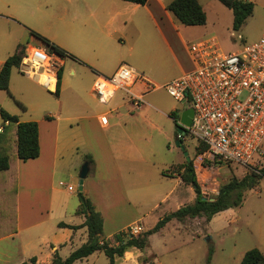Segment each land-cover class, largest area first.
I'll list each match as a JSON object with an SVG mask.
<instances>
[{
    "label": "crops",
    "instance_id": "crops-1",
    "mask_svg": "<svg viewBox=\"0 0 264 264\" xmlns=\"http://www.w3.org/2000/svg\"><path fill=\"white\" fill-rule=\"evenodd\" d=\"M12 1L0 0V20L16 22L8 12ZM171 1L148 0L144 4L153 24L147 35L138 33L136 37L130 38L128 44L122 39L119 42L121 44L112 42L115 48L113 51H108L102 45L107 43L106 38L96 37L90 45V51L99 53V57L91 55L90 52L83 54L67 44H56L74 55L62 59L58 95L54 91L60 99L57 110L54 113L44 110L37 113L36 117L20 118L22 121L38 122V157L22 160L17 156V126L9 121L5 122L1 117L3 124H0V129L4 131L8 128L12 142L9 150L10 168L0 172V264H19L34 256L37 264H52L55 251L66 258L86 243L87 227L73 229L59 226L60 222L81 225L85 216L77 213L80 201L78 195L73 193L75 188L68 185V194L62 196L59 186L56 185V182L64 184L60 177L67 164L72 162L73 167L81 165L88 161L86 155H91L93 162L88 161L90 171L84 180L83 191L102 213L103 236L111 244H115L113 237L116 233L135 225H140L142 232L147 231L166 214L179 209L180 207L171 210L168 206L178 194L189 193L191 189L190 199L194 200V187L185 184L179 172H171L174 167L177 170L180 165L187 164V157L182 155L180 158L177 154L175 160H168L160 152L161 141L168 145L174 139L178 141L172 127L174 124L178 127V124L170 113L176 112L179 117L181 110L190 105L173 104L167 108H157L152 104V99L147 98L152 91L164 88V84L168 82H160L156 71L158 68L167 67V55L173 52V43L181 36V27L175 23L173 17L175 14L171 11L174 14L171 15L167 9ZM199 1L205 9L203 2ZM118 5L131 8V5L116 3L112 10L116 18L125 14L118 10ZM99 6L102 4L97 7ZM86 8L91 16L96 15L97 9L94 11L90 4ZM154 8H160L168 19L157 16ZM205 26L206 24L192 27ZM32 31L35 30H30V33L39 42L36 45L46 47ZM191 42L193 41L186 47L188 57L179 62L181 75L195 66L189 51ZM19 45H24L25 51L33 47L31 44L19 42L16 50ZM4 62H0V67ZM122 64L131 66L138 78L129 89H117L109 101L103 102L95 92V81L100 75H112ZM14 69L24 78L44 85L40 80V73L32 75L24 73L21 68L13 67L12 71ZM83 78L88 79V84ZM143 78L153 83L154 88L147 90ZM129 91L137 95L145 92V102L139 107L133 105ZM22 110L25 112L27 108ZM151 110L164 116L171 125L168 128L159 125L158 129L157 122L149 114ZM101 117H105L106 123L101 122ZM156 129L162 132L160 139L155 135ZM195 144L197 145L196 141ZM174 150L169 148V153ZM163 171H168L173 176L164 175ZM70 177L77 179L74 175ZM197 178L201 185L198 173ZM164 180L173 184L166 191L159 186ZM70 186L73 188L70 189ZM178 205L180 204L177 203ZM152 214L156 216H152V225H148ZM178 222L181 221L175 218L167 222L158 232L150 235L149 245L144 250L132 247L123 256L116 258V264H177L178 258H170L173 249L159 253L154 250L152 243L154 236L162 235L167 229H181L177 228ZM193 234L196 238L200 237V233ZM261 250L264 253V249ZM204 252L202 250L200 260L204 258ZM103 254L107 257L103 251H96L74 264H96ZM149 256L154 257L151 263L142 261V258ZM189 262H192V258L180 264ZM210 264H213L212 260Z\"/></svg>",
    "mask_w": 264,
    "mask_h": 264
},
{
    "label": "rangeland",
    "instance_id": "rangeland-1",
    "mask_svg": "<svg viewBox=\"0 0 264 264\" xmlns=\"http://www.w3.org/2000/svg\"><path fill=\"white\" fill-rule=\"evenodd\" d=\"M201 1L208 16L205 27L184 25L170 11L171 15H174L175 23L181 27V36L173 43V52L167 55L165 60L167 67L158 68L156 71L160 82H167L181 75L179 62L188 57L187 44L190 41L199 40L203 35L214 36L219 47L225 52L239 49L243 44L260 37L264 27V0H252L254 2L253 14L247 19L242 29L237 31L232 27L233 12L230 8L219 0ZM116 3L131 5V8L118 5V10L125 14L116 18L112 13ZM89 4L94 11L97 9L95 16L89 14L86 8ZM98 4L102 6L97 7ZM8 12L16 22L0 20V62L5 61L14 53L19 42L40 46L36 45L39 42L31 35L30 30L39 32L55 44H67L83 54L90 52L91 55L99 57V53L90 51V45L94 43L96 37L106 38L107 43L102 45L108 51H113L115 48L112 42L116 45L121 44L119 42L122 39L128 44L130 38L136 37L138 33L147 35L153 27L144 5L129 4L123 0H13ZM154 12L157 16L168 19L160 8H154ZM174 32L176 34V31ZM83 80L88 84V79L83 78ZM147 98L152 99V104L157 108H167L173 104L186 106L189 103L188 100H176L163 87L152 91ZM17 101L21 102L27 111L24 112ZM59 103L60 99L54 90L48 89L45 85H39L33 79L24 78L17 69L12 71L9 91L0 89V107L11 114L18 115L19 118L36 117L37 113L44 110L54 113ZM149 114L157 122L158 129L159 125L162 128H168V125H171L169 120L154 110H151ZM0 124H3L1 115ZM172 127L175 136L178 133V127L175 124ZM158 129L155 130V135L160 139L162 132ZM1 132L3 131L0 130ZM182 140L184 148L177 146L175 139L170 145L161 141L160 152L167 156L168 160H175L177 154L180 158L182 155L187 157L185 154L187 151L199 174L203 195L210 199H215L220 186L231 178H242L247 173L264 167V155L256 158L249 166L235 162L212 165L206 158L201 157L204 152L202 145H196L195 140L188 136ZM169 148L175 149L174 152L169 153ZM83 164L73 167L70 162L62 170L60 178L64 184L56 182L62 196L68 194V185H72L75 188L73 193L78 195L80 191L79 173ZM171 172H176V167ZM71 175L76 176L77 179L73 180ZM167 181L164 180L159 185L164 191L173 186ZM191 193L192 190L189 189V193L178 194L170 201L169 208L175 210L190 203ZM196 197L197 193L194 191L192 198L195 200ZM177 203L180 205L177 206ZM152 216L156 214L151 215L150 221L147 222L148 225H152ZM177 228L181 229L173 231L167 229L162 235L154 236L152 246L156 252L163 253L173 249L170 258H178L177 264L189 258H192V262L188 264H205L210 248H212L213 264H241L247 250L254 247L264 249V178L260 180L256 188L245 192L242 205L216 214L211 222L206 216L187 218L178 222ZM193 233H200V237L196 238ZM202 250L205 251V255L200 260ZM166 255L169 259V253ZM153 258L149 256L146 262L151 263ZM96 264H108V258L103 254Z\"/></svg>",
    "mask_w": 264,
    "mask_h": 264
},
{
    "label": "built area",
    "instance_id": "built-area-1",
    "mask_svg": "<svg viewBox=\"0 0 264 264\" xmlns=\"http://www.w3.org/2000/svg\"><path fill=\"white\" fill-rule=\"evenodd\" d=\"M189 51L194 68L164 84L171 96L188 100L194 108L191 125L184 126L178 138L188 136L206 145L201 157L212 165L215 161L253 164L264 155V27L257 40L235 51H223L214 36L206 35L191 42ZM62 59L45 46H33L27 49L20 68L24 73H40L42 83L56 91ZM137 78L131 66L122 64L112 75L98 76L95 92L107 102L115 90L129 89ZM143 80L147 90L154 88L153 83ZM144 93L129 91L132 104L139 107L144 103ZM101 122L106 123L105 117ZM142 230L140 225L127 229L134 235Z\"/></svg>",
    "mask_w": 264,
    "mask_h": 264
},
{
    "label": "trees",
    "instance_id": "trees-1",
    "mask_svg": "<svg viewBox=\"0 0 264 264\" xmlns=\"http://www.w3.org/2000/svg\"><path fill=\"white\" fill-rule=\"evenodd\" d=\"M136 4H146L148 0H124ZM226 7L233 12V29L240 30L246 23L247 19L253 14L254 2L252 0H219ZM167 9L172 11L179 21L187 26H202L207 24V12L199 0H172L167 5ZM32 33L41 39L50 52H54L63 58L67 56H74L62 47L53 43L50 39L43 35L32 31ZM25 46L19 45L14 54L9 56L0 67V89L9 91L10 75L13 67L20 68L22 60L25 56ZM62 75L60 68L58 73V85L56 94L59 93V85ZM18 105L25 109L26 107L19 101ZM0 115L3 120L17 126V156L22 160L36 158L40 155V141H39V125L35 120L22 121L16 114H11L6 109L0 107ZM170 116L178 121V114L171 112ZM178 124V123H177ZM178 136V133H177ZM178 138V137H177ZM182 144L183 140L178 138ZM11 136L8 128L0 133V172L10 168V154ZM202 150L206 149V145H202ZM86 160L93 162L91 155H86ZM210 163V161H208ZM221 161H215V164H221ZM176 172H179L185 184L194 187L197 197L194 201L181 206L176 211L166 214L162 217L156 225L147 231L139 234H131L127 230L118 232L114 235L115 244H111L103 236L104 219L102 213L97 209L90 197L84 191L78 192L80 201L77 213L85 216V221L81 225H69L60 222V227H70L78 229L87 227L88 241L80 247L72 251L69 256L63 258L58 251H55L52 258V264H74L77 260L88 257L96 251H103L109 258V264H116V258L123 256L124 253L132 248L137 247L144 250L149 245V237L155 232L163 228L167 222L172 219L184 221L188 217L206 216L208 221L212 217L229 208L238 207L242 205L244 194L247 190L256 188L260 184V180L264 178V167L259 168L251 173H247L242 178L233 177L228 182L224 183L219 188V193L214 200L204 198L202 187L198 181L197 173L193 160L187 164L177 167ZM164 175L170 176L168 171H163ZM173 176V175H171ZM212 248L207 256V264L212 260ZM146 262L147 257L142 258ZM19 264H37V258L31 257ZM241 264H264V253L258 248L254 247L247 250L242 258Z\"/></svg>",
    "mask_w": 264,
    "mask_h": 264
},
{
    "label": "water",
    "instance_id": "water-1",
    "mask_svg": "<svg viewBox=\"0 0 264 264\" xmlns=\"http://www.w3.org/2000/svg\"><path fill=\"white\" fill-rule=\"evenodd\" d=\"M193 116H194V108L193 107L189 106V107H186V108L181 110V113H180V116L178 119L180 122V123H178V133L184 132V129H185L184 126H190L191 125L192 120H193ZM176 144L178 146H182L184 148V146L179 141H177ZM185 154L187 155V160L191 161V158L188 155L187 151L185 152ZM89 171H90V164L88 161H86L83 164L81 171L79 173V189H80V191H83V189H84V180L88 176ZM204 198H206V197H204ZM210 200H214V199L212 198Z\"/></svg>",
    "mask_w": 264,
    "mask_h": 264
},
{
    "label": "bare ground",
    "instance_id": "bare-ground-1",
    "mask_svg": "<svg viewBox=\"0 0 264 264\" xmlns=\"http://www.w3.org/2000/svg\"><path fill=\"white\" fill-rule=\"evenodd\" d=\"M46 77H45V75L43 74V76H42V80H44ZM50 87H54V84L53 83H50V85H49Z\"/></svg>",
    "mask_w": 264,
    "mask_h": 264
}]
</instances>
